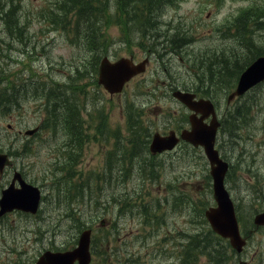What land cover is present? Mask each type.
Masks as SVG:
<instances>
[{"label":"rangeland","instance_id":"obj_1","mask_svg":"<svg viewBox=\"0 0 264 264\" xmlns=\"http://www.w3.org/2000/svg\"><path fill=\"white\" fill-rule=\"evenodd\" d=\"M114 1L107 0V5H104L100 16L96 14L95 22L97 24L99 21L100 31L104 33L102 38L107 37L108 41L103 48L116 45L112 42L119 41L127 45L130 51L136 52L139 58L143 57V53H150L155 54L156 57L159 56L161 62L153 58L144 76L128 84L122 94L110 96L104 89L93 84L92 76L81 81L88 84L80 93L76 91L78 80L72 78L74 67L80 59L89 58L91 51L95 49L93 45L83 44L84 35L87 34L84 23H80L77 29L72 21L66 20L65 17L61 19L59 16L54 18L50 16V8L54 4L58 8L62 0H0V15L8 7L13 8V4L16 5L13 17H16L21 27V29H15L10 27V23L4 25L5 20L3 16H0V83L5 79H9L13 84L23 83L27 74L38 77L39 73L44 78H49L50 82L57 80V87L63 89L61 95L78 98L80 115L89 117L95 122L96 127L91 146L88 150L85 146L82 153L83 160L80 159L81 155L75 153L76 160L79 161L62 169L71 170L75 176L77 199L72 198L76 199L72 201L81 211L80 220H69L63 216L66 209L54 204L52 191L57 192V190L44 174L45 172L56 173L57 169L40 170L45 163L53 165L54 157L49 149L52 146L55 147L58 136L55 138L53 134L52 139L44 140V136L40 133L32 138V146H29L25 135L19 132L20 129L25 130L38 123L41 124V121L43 124L48 122L50 120L48 107H52L54 103L59 105L58 111L61 113V102L58 99L55 100L57 102L52 100L48 102L46 94L38 95V89L32 88L31 85L16 89L19 104L11 110L9 116L0 115V146L5 149L11 148L16 166L29 180H35L44 186L49 196L40 217L26 218L12 213L4 222H0V264H29L49 245L59 246L66 238L69 240L67 243L69 245L79 235L86 221H92L100 215L110 222L116 206L123 207L121 213L117 215L121 228L130 227L133 217L129 215V218L126 217L125 211L131 203H133L132 212L140 211L136 208L134 202H137L136 199L146 202L148 209L138 204L142 215H145L146 210L151 212L155 201L160 198H170L174 201L177 194L192 199L194 204L190 210H187L186 218L175 210L163 216L161 219L163 223H156L162 232L166 233L170 229L186 232H192V228L202 229L199 231L200 234L190 239L197 242L196 249L192 252L206 251L203 245L209 241L212 244L210 249L228 252L227 264H238L243 257L251 264H264V228L253 232L243 255L239 253L232 255L231 249L225 242L219 239H212L214 241L212 242L207 238L200 214L211 205L213 193L209 163L203 153L194 150L188 153L185 149H179L168 155L148 158L143 153L145 140L140 138H138L140 143L133 152L124 153L128 131L123 126V119L126 114L129 115L130 109L134 110L138 117L141 116V120H152L149 121L151 128H148V133L150 134L164 127L169 129L173 126L167 125L166 122L173 124L180 123L181 120L183 122L185 114L175 112L179 105L172 100L170 94L167 95L168 86L171 82L186 86L201 83L205 79L209 80L207 72L212 80H216L217 70H224V60L230 64L233 58L238 59L250 54L253 41L249 42L248 36L244 38L240 35L241 32L236 30L238 22L235 23V20L247 6L253 5L255 8L251 11L257 15L263 13L264 0H163L157 6V11L151 13L149 17L143 15L144 19H141L139 14L140 19H137V14L131 11L124 13L125 8L115 6ZM255 14L247 15V20ZM113 15L116 19L111 20ZM102 17L106 19V22ZM255 35H257L255 38L257 48H264V31H257ZM149 48L152 51L149 52ZM97 53L94 52L92 55ZM126 53L129 54L121 50L119 56H124ZM161 66L166 67V70L160 73V92L157 96L151 95L150 92L154 86L151 75L157 76V69ZM43 67L47 69L41 72ZM91 70L90 68L81 70L79 77L89 75ZM232 78L230 76L225 81L221 78L219 84L214 82V86L219 91H223L224 105L226 104L225 95L231 87L228 84ZM246 97L245 100H238V103L234 101L230 105L229 112L251 101L252 112L259 111L262 108L261 105H264V86ZM256 100H259V103L256 104ZM157 103L161 106H157ZM131 119L133 120V117ZM260 120V117H255L254 120H236V123L238 121L244 123L241 125L244 127L240 133L241 136L224 134L221 143L222 149L233 161V173L227 180V186L234 200L239 203L243 219L247 221L257 211L254 207L264 206L260 204L255 206L260 198H264V191L249 188L252 180L247 181L250 176L257 175L260 184L264 185V125ZM89 122L88 119L87 124ZM232 124L235 125L233 121ZM23 140L26 144L24 150H22ZM102 171L108 173L106 189L104 185L97 190L103 194L116 196L112 197L110 210L104 209L97 214L91 206V199L92 196L94 199L99 196L94 190L96 181L91 180V177L100 175ZM10 175L11 172L7 171L4 183L9 181ZM66 183V180L61 181L57 187L60 189V195L65 194L63 188ZM86 189L87 195H85ZM126 191L133 199H127ZM134 218H136L135 224L137 219L144 222L141 215ZM31 228H37V234L31 235ZM100 231L101 229H95L94 235L102 247L104 235L99 234ZM182 236L185 241H188L185 235ZM160 237L162 242L156 244L152 239V242L150 241L142 249L146 259L144 264H160L153 258L156 250L161 253L164 251L162 261L170 264L171 255L168 253V248L171 247L173 250V247L168 246L166 238L161 235ZM141 238L142 236L137 237V239ZM131 240L123 242L122 247ZM115 248L118 256L114 258V261L117 263L123 261L125 264V253L118 250L120 247ZM133 248H140V244H135ZM217 254L219 255V252ZM176 255H180V252L177 251ZM206 258L207 256L200 255L197 264H205ZM216 261L226 264L223 254ZM93 264H102V262L96 258Z\"/></svg>","mask_w":264,"mask_h":264},{"label":"water","instance_id":"obj_2","mask_svg":"<svg viewBox=\"0 0 264 264\" xmlns=\"http://www.w3.org/2000/svg\"><path fill=\"white\" fill-rule=\"evenodd\" d=\"M134 66L130 60L121 59L116 63H111L107 59L103 60L100 67V82L103 83L110 91H118L121 89L124 81L130 77L134 69L140 67ZM264 79V57L259 58L251 66H249L241 75L236 91L231 95L242 94L248 88ZM181 99L188 101L187 97L180 92L175 93ZM191 139L198 143H203L207 151V155L211 161L212 174L214 176L215 198L219 203L218 208H210L207 215L217 231L224 236H230L234 246L240 248L244 239L240 237L237 220L235 216L234 206L226 191L223 183L224 173L227 169V163L219 158L218 152L213 147L212 135L206 137L193 136ZM153 147L159 137L154 139ZM172 139L167 140V145L158 146L157 149L171 147L174 142ZM5 157L0 155V167H3ZM20 189H15L13 185L4 191L3 198L0 200V215L11 210L12 208H22L24 210L36 211L40 199V192L36 187H33L25 182L21 183ZM256 223H264V212L258 214L255 218ZM88 232L83 233L80 239V246L73 251L63 253L45 252L37 264H73V261L78 258L80 264L88 262Z\"/></svg>","mask_w":264,"mask_h":264},{"label":"trees","instance_id":"obj_3","mask_svg":"<svg viewBox=\"0 0 264 264\" xmlns=\"http://www.w3.org/2000/svg\"><path fill=\"white\" fill-rule=\"evenodd\" d=\"M114 0H112L113 2ZM116 1V3H115ZM114 4L115 6H120V7H124L125 9L123 10L124 13H127L128 11H135L136 13L139 12L140 15H144L146 14L148 17L151 15V13H154L155 11H157V6L161 4V0H115ZM70 3H65L63 4L60 9H59V16H62L65 13H71L72 9L75 12V16L76 19L79 21H82V23H85V28L88 30H91L92 28H95V19L97 17L96 14H98V16H100L102 10H104V5H107V0H69ZM61 5V4H59ZM15 7V5H13ZM57 10L52 9L51 13L53 14V16L56 14ZM15 12V9H10L9 12L6 13V16L9 17L8 18V22L10 23V27H14L15 29H17V27L19 26L18 22L16 21V17H13V14ZM252 11H247L245 13H243L240 17H239V22H238V26L239 30L242 31L240 33V35H242L244 38H247V33L250 32L249 29V24H248V19L247 20V15L251 14ZM63 13V14H62ZM153 15V14H152ZM139 17V16H138ZM141 17V16H140ZM139 17V18H140ZM62 18V17H60ZM250 21H255L257 22L258 19L253 20V18H251ZM251 40V39H250ZM250 54L248 53L247 56H242L240 58H236V60L230 61V64H228L226 60H224V70H217V78H215L216 80L221 81V78H223V81L226 80V78L230 77V76H234L235 73L238 72L239 73L243 70V68L245 67L244 65L247 64L250 60L253 59V57L251 59H249L248 61H245V58H248L251 56V54L253 53L254 55H258L255 53V50H252V48H250ZM259 54H261V52H259ZM243 61L245 62L243 64ZM232 65V66H231ZM244 66V67H243ZM221 67V66H220ZM216 77V76H215ZM2 87L0 88V102H5L7 103L8 101H10V103L12 102V92L8 89L5 88L2 92H1ZM53 94H51V98L53 99ZM62 111L61 113L58 114L57 116V111L55 114V117H65V120L67 121V123H69L71 126L74 125V123H76V121H74V117H77V111H76V107L75 104L73 102H66L63 103L62 105ZM248 109L249 107L246 105L242 106V117L240 118V121H242V119L244 117H246L248 115ZM210 240V239H209ZM213 242V241H212ZM206 245V249L210 251V247L212 246V244L209 241H206L205 243ZM213 252H219L220 250H216V249H211ZM223 254V251H220ZM219 252V253H220Z\"/></svg>","mask_w":264,"mask_h":264}]
</instances>
